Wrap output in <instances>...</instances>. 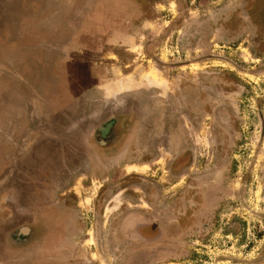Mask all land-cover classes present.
<instances>
[{
    "label": "rangeland",
    "instance_id": "1",
    "mask_svg": "<svg viewBox=\"0 0 264 264\" xmlns=\"http://www.w3.org/2000/svg\"><path fill=\"white\" fill-rule=\"evenodd\" d=\"M114 1L0 0V168H19L26 179L21 208L0 215L37 220L21 226L39 240L51 231L55 257L80 264H264V0ZM92 17L150 26L142 54L158 62L167 86L157 110L109 119L85 136L99 147L110 129L116 144L102 151L121 154L111 181L98 174L81 184L57 175L84 166L73 155L84 135L68 129L60 139L62 130L45 128L69 120L55 104L70 99L46 73L71 56L77 26ZM111 53L92 57L106 63ZM65 153L71 160H60ZM45 154L50 160H34ZM45 171L55 175L47 184L57 191L54 208L46 188L30 199L29 174L43 181ZM73 183L80 187L65 197ZM158 219L164 224L153 225ZM30 244L9 235L5 242Z\"/></svg>",
    "mask_w": 264,
    "mask_h": 264
},
{
    "label": "crops",
    "instance_id": "2",
    "mask_svg": "<svg viewBox=\"0 0 264 264\" xmlns=\"http://www.w3.org/2000/svg\"><path fill=\"white\" fill-rule=\"evenodd\" d=\"M102 15L110 17L109 14ZM94 18L85 20L82 25L77 26L71 46V49L75 51L72 52L71 56L52 61L51 72L46 73L47 79L58 78L62 86L61 96L63 97L65 94L70 99L69 101H63L60 107L55 104V107H58L56 112H61L63 118H69V120L47 121L45 128L47 130H62L59 132L55 131V137L60 139L69 136V133L64 132L68 129L73 130L71 137L77 135L81 138L80 130L83 131L84 135V138L78 143L79 147H75V144L73 145L75 147L73 155L77 156V159L82 157L83 161L86 160L83 163L84 166L80 167V164H78L79 167L75 170L77 173H74V169L67 168L64 170V168H60L57 169V175H60V178L62 177L63 179L70 177L79 178L78 182L81 184H86V178L97 176L98 174L99 177L113 175L117 170L110 166V163L121 154L119 151L107 153L99 147H92L89 145V141L86 142L88 135H91L95 128L105 121H109V119L125 118L128 114L137 112L140 108L146 112L150 109L151 111L157 110L158 104H155V98L157 96H165L167 86V79L161 71L158 62L152 59L148 53L146 57L142 54V50H145L144 42L139 39L141 35L145 37L148 32L146 29L150 26L141 23L127 24L126 21L115 22L112 19L111 21H98L94 20ZM108 50L112 53L107 58L109 61H105L106 63L98 62L92 57V54L104 56ZM45 101L43 99V103L47 107ZM154 127L156 126L153 125L149 129ZM5 128V126H1L2 130H5ZM89 131L91 132L89 133ZM46 139L48 140L49 138L47 137ZM4 143L0 142V146ZM65 143L67 144L68 142ZM129 143L127 142V144ZM46 156V160H50L49 155L46 154L34 160H44ZM12 158L14 160V157ZM12 158L9 156V159ZM3 159H6V157H3ZM18 159L21 162L20 156ZM74 159L76 160L73 157L72 160ZM60 160L69 161L71 159L65 153ZM99 162H106L107 167L103 169ZM6 166L3 163L0 168V209H15L16 202L17 209H19L22 206L20 203L23 201L21 198H23L24 194L22 193L21 182L26 181V179L22 180L24 174L19 168L16 170L8 167V169ZM67 166H69V163H67ZM45 172L46 176L44 175L45 179L43 181H38L37 172L29 174L30 178L27 182H29L30 199H33L34 195L35 198L37 197L39 186L46 188V198L50 201V207L54 208V202L56 201L54 198L57 191L55 189L50 190L47 187L49 179L54 174L47 175V171ZM14 182H16V187H14ZM73 182L75 183V180ZM17 183L19 184L17 185ZM43 183L46 184V187H44L45 185L43 186ZM74 183L71 189H69L70 185H68L67 189L61 191L65 197H68L70 191L76 192L80 187H76ZM6 193H8V198L5 200ZM11 196L14 198L13 202H8ZM8 217L0 215V237L3 235L0 245V264H23L25 261L21 257L17 260V253H25L29 257V264H34V259L37 257L45 260L53 258L52 254L51 256L49 255L52 247L50 250L47 249L48 241L58 239L53 236L51 231H48L43 239L39 240L35 238L36 231H33L32 228L22 227L23 225H39L37 220L32 219L28 222H23V220L18 218L17 224H15L16 221H11V218ZM23 229H29L32 234L31 237L35 238L28 237V241L31 244L20 248L14 246L6 249V237L9 235L17 238L18 232ZM42 246L45 249V255H42Z\"/></svg>",
    "mask_w": 264,
    "mask_h": 264
},
{
    "label": "flooded vegetation",
    "instance_id": "3",
    "mask_svg": "<svg viewBox=\"0 0 264 264\" xmlns=\"http://www.w3.org/2000/svg\"><path fill=\"white\" fill-rule=\"evenodd\" d=\"M111 124H112V122H111ZM116 140H117V138L113 136L111 130L110 129H107V132L105 133V136L103 138V141L100 142V144H98V146H99V148H101V150H103L107 146V144L108 145L109 144L110 145L111 144H116ZM180 155H181V150H180L179 157H180ZM176 159H178V156H177ZM179 166H180V168H179L180 170L178 171V169H177V174H176L177 178L180 177L181 176V173H182V167H181V165H179ZM106 179H107L106 181H108V182L112 180V179L111 180L109 179V176ZM152 223H153V225H157L158 224L159 226H160V223L162 225L164 224V223H162V219L155 220ZM177 223L181 224L180 220ZM145 226H147V227H145V230H148L149 229L148 226H151V224L147 222L145 224ZM181 229H182V226H181ZM175 230H176V234H178L177 226L175 227ZM26 232H28V233H26ZM31 235L32 234H31V231L29 229L20 230L18 232V234H17V240L18 241H28L29 240L28 237L29 236L31 237ZM149 235L148 236L147 235L144 236L142 234L140 236L143 237V238H147V239H154V237H155L154 235L153 236H149ZM31 238H33V237H31ZM33 239H35V238H33ZM55 241L57 242V240L48 241V245H47V249L48 250H50V248L52 247V251L53 252L52 251L49 252V255L51 256V254H52L53 255V258H47L45 260L44 258L37 257V258L34 259V264H80V262L78 260H76V259L64 260V259H62L60 257H55V253L58 250L57 249V243Z\"/></svg>",
    "mask_w": 264,
    "mask_h": 264
}]
</instances>
